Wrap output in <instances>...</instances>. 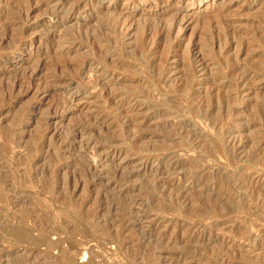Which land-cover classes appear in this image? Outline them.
<instances>
[{"label":"rangeland","instance_id":"374dc122","mask_svg":"<svg viewBox=\"0 0 264 264\" xmlns=\"http://www.w3.org/2000/svg\"><path fill=\"white\" fill-rule=\"evenodd\" d=\"M127 1V14L137 17L175 6L183 37L176 48L163 42L143 66L131 32L114 58L135 71L120 72L102 67L88 33L103 27L104 7L123 9L126 0H69L66 10L76 2L80 10L65 22L52 13L61 1L0 0V264H264V76L212 93V83L238 75L214 78L215 52L205 56L207 69L200 61L208 18L229 10L237 28L258 23L264 32V0ZM19 11L20 23L13 18ZM255 42L257 59L234 48L229 66L263 72L256 63L264 37ZM166 48L173 54L168 85H154L141 74ZM191 69L193 96L214 94L209 114L183 100L182 73ZM224 114V137L244 143L233 157L220 131L209 128ZM217 205L220 212L211 213ZM43 229L49 233L40 242L34 237Z\"/></svg>","mask_w":264,"mask_h":264},{"label":"bare ground","instance_id":"6f19581e","mask_svg":"<svg viewBox=\"0 0 264 264\" xmlns=\"http://www.w3.org/2000/svg\"><path fill=\"white\" fill-rule=\"evenodd\" d=\"M54 1L55 2L56 1L60 2L61 1L62 5H63L62 7H58L55 11H52V13L56 14L57 16H59L61 18L59 22H61V20H64L62 22H65L68 19H71V21L73 19H75V15L74 14L80 10V4L79 3H77V2L73 3V4L71 3L72 6H71V8L69 10H66L64 8V5H66L69 2V0H45V4H49L50 2H54ZM164 1H170V0H164ZM127 2L128 1L126 0V3ZM126 3H125V5H126ZM158 3H160V1H158ZM162 3H163V1H162ZM135 4H137V1H136ZM155 6H157V5H155ZM129 8H130V3L129 2L127 3L125 8H123V9H117L116 10V7H111V8L104 7L103 10H102V15H103V21H102L103 24L102 25H103V27H101L100 31L96 35H89V33H88L89 40L90 39H94L93 41H97L98 42V48H99L100 56H101L100 64L103 63L102 67H104V68L106 67L107 71H108V69H111L112 71H120V72L122 71V72H124L128 68L130 70L132 69L131 66H133L134 64H127V63H124L125 61L117 60L116 57L114 58V56L122 54V52L125 50V49L123 50L124 43L121 41L122 40L121 38L124 39V37H127V36L129 38V36H131V32H132V34L133 33L135 35L137 34V37L139 38L138 42H137L138 39L136 40V39L133 38L134 40H136L135 42L138 43V44L136 43L137 47L135 48V50H133V52H134V55H135L134 58L138 59V61H136V62L139 63V61H140V65H141V61L142 62L145 61L147 55L150 56V54L151 55L153 54V56H154V53H156V51L159 50L158 49L159 46L161 44H164L163 42L169 40V42H171V44L173 45V48H176V47H178L177 46L178 40L180 39V37H183V33H181L180 29H179V27L181 25L182 18H179L180 15H179L178 10H176L177 8L175 9V6L170 5V6L166 7L167 9H165L164 11L163 10L161 11V9H159V12H147L145 14L141 12L142 14L140 13L138 17L136 16L137 14L135 15V13H133V12L127 14V12H128L127 10ZM153 8H154V6H153ZM23 9H25V8H23ZM23 9H22V11H26V10H23ZM155 9H153V10H155ZM155 11H157V10H155ZM226 11L228 12L229 10H226ZM226 11H224V12H226ZM224 12L222 10L218 11V13L216 12V14L214 16H212L211 18H208V20L205 19V20H207V21H205L206 24H204V25H206V27L204 26L205 27L204 30H206V33H205V38L203 39V41L205 40V42H203V46L200 44L202 47H204V49H203L200 46V49L202 51L203 50L204 51L201 54L200 61L203 62L202 69H207L205 56L207 57V55L212 53L211 54L212 55L211 58H213V53L215 52L214 54H217L219 56L221 62H220V65L215 68V71L212 70L213 71L212 75L214 76V78L218 77V78H223L224 79V78H229V77L233 78V76L235 78V75H236V77L238 75V79L235 78L236 80L234 81V83H232L233 81L231 80L232 82L228 81V82L224 83L223 85H215V84L212 83L211 86L209 87V90L212 93L216 92L218 90L221 91V89H223V91H228V89H238V88H240V86L242 85L243 82L246 83L247 78H249L250 76H252L253 78H259L261 76L262 77L264 76V69H262L263 72H259L257 69H253V67H252V69L251 68H246V67L243 68L242 66H240L238 64H236L237 66H235V67L234 66H232V67L229 66L231 64L230 62L232 61V59H231V51L234 48H236V50H238L236 52L237 54H238V52H241L240 54H247L250 58L253 59L254 57H256V59H257L258 58L257 56L260 55L259 54L260 52L256 51V48L253 46L254 45L253 43H258V42H255V41H257L258 36L260 37V39H261L262 36L264 37V32L263 31L261 32L259 27H258L259 30L257 29L256 25L258 23L255 26L254 25L245 26L244 23H243V25H244L243 27L237 28V26H235L233 24L231 19L228 18L227 14H225ZM263 12H261V13H263ZM21 14L22 13L19 11V12L15 13V15L13 17L14 20L17 21L18 23H20L19 21L22 18ZM263 15H264V13L262 14V16ZM125 16H128L129 18H131L132 22L128 21L130 24L126 23L127 21H125V19H124ZM258 17H260V15H258ZM263 17L260 20V22L264 24V18ZM122 18L124 20H122ZM197 19H199V17ZM256 22H257V20H256ZM254 23H255V21H254ZM123 27H124L123 30H125V28H127V30L129 28H131V30H129V31L126 30V31L123 32L122 31ZM135 31H136V33H135ZM260 34H261V36H260ZM137 37H135V38H137ZM231 37L235 38L237 41L233 42V39ZM230 39H232L231 42H233V43H229ZM195 42L193 41L192 44L191 43L190 44L193 45V46H196ZM165 43H167V42H165ZM259 43L263 44V42H259ZM136 44H134V45H136ZM250 48L252 50L251 52H249ZM257 48H259V47L257 46ZM194 49H195V47H194ZM164 51L162 52L163 54H165L164 57L162 59H160V58L158 59L157 58V60L148 61L147 62L148 69H146L144 67L146 69L145 70L143 68L145 70L146 74L144 72H143L144 75L141 74V76H145L146 78H147L146 75H148V77H150V80L153 81L154 85L155 84H157V85H159V84H167L165 80H166L167 77L169 78V76H167V72L165 70V63H166L167 60H169V57L171 56L172 53H171V51L169 52L168 49H167V51H165L166 53H164ZM261 51H262V49H261ZM163 54H162V56H163ZM185 54L187 56L186 52H185ZM185 54H183V55L185 56ZM155 56H156V54H155ZM117 58H119V57H117ZM180 58H181V56H180ZM182 58L184 59L185 57L182 56ZM260 58H261V56H260ZM183 59H181V60H183ZM213 59H212V61H213ZM221 59H224V60L222 61ZM217 60L219 61V59H217ZM183 62H184V60H183ZM183 62H181V63H183ZM255 62H257V61H255ZM256 64H259L260 69H261V67L264 68V58H261L260 62L258 61ZM142 65H143V63H142ZM143 66H145V62H144ZM255 68H257V67H255ZM193 69H191L188 72L182 73V77H184V80H182L181 85L179 86L180 89L179 88L178 89L179 90L184 89L186 91L184 96H183L184 97L183 100H186L189 103V108H192L193 110H195V109L196 110H202V112H204V114H209V112L211 110H213L215 108V105H216L215 104L216 102L214 101V99H212L214 94H212L210 92L209 93L210 96L206 100H197L193 96V94H195V92L194 93L190 92V90H191L190 87H192L191 86V79H192L193 74L195 72ZM132 70H134V69H132ZM144 70H141V71H144ZM138 71H139L138 73L140 75V69H138ZM144 79L145 78L140 77L139 81L142 82ZM98 80L99 79L95 77L94 78V83H98V85H100L102 82L100 83V82H98ZM112 84H115V82H112ZM154 87H156V86H154ZM154 87H153V90H154ZM148 88H150V87H148ZM151 89H152V86H151ZM183 97H180V100ZM111 98H110V100H111ZM171 100H173V102H178L179 98L178 99L175 98V99H171ZM219 102L221 104H223V98H220ZM186 110L187 109H185V111H184L185 113H186ZM230 121H234V120L231 119ZM226 123L229 124V120H227L226 114H224L220 118H216L213 122H211L209 124L210 125L209 128L210 129L212 128V130L215 129L218 132L221 129L222 132H223ZM182 132L184 133L185 131H182ZM222 132L221 131L219 132V134H218L219 136L218 137L220 138V140H223V143L225 144V148H227L228 151L232 152L231 155L233 157V154L237 150H239L243 146L244 143L240 144L238 141H233V140H230V139H226V137H224L225 132H224V134ZM183 133L180 132V136H182V137H184V136L186 137L187 136V139H188V137H190L193 134H195L193 132V130L192 131H188V132L186 131L184 133L186 135H184V136H183ZM189 134H190V136H189ZM233 136H235V134ZM230 137H232V135ZM234 139H236V138H234ZM223 183H226V181H224ZM158 187L160 189H162V190H168L170 186L167 188V187L163 186V184L162 185L158 184ZM229 196L232 197L231 194ZM182 197L183 196L177 197V198L176 197L172 198L173 201H171V203L169 205H167V206L171 207V208L172 207H176L177 206L176 203L181 201ZM190 202H191V199H188V203H190ZM221 208H222L221 205H217V206L214 207V209H212L213 211L211 213L216 214L217 212H220ZM209 216H212V214H210ZM206 218H207V216L205 215L204 216V220ZM199 223H201V220L195 222L193 224L192 228L197 227ZM71 228H75V226L71 225ZM43 230L44 231L39 233V236L34 237L36 240H38V241L43 240L44 241V238H45L46 234L48 235V233H49V229H46V231H45V229H43ZM53 231L55 232V229H53ZM26 235L27 234L24 233V231H23L21 233V239H23V237L25 238ZM110 242H112V241L109 239L108 243H110ZM46 246H47L48 249H53L55 247H59L60 246V241L50 242V243L47 242Z\"/></svg>","mask_w":264,"mask_h":264}]
</instances>
